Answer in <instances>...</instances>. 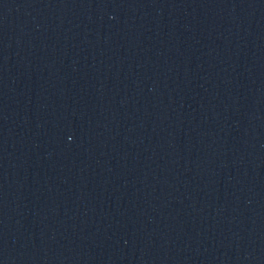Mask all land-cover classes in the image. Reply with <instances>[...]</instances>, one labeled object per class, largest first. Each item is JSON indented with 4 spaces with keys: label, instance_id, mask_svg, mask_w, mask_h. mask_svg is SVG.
<instances>
[{
    "label": "water",
    "instance_id": "water-1",
    "mask_svg": "<svg viewBox=\"0 0 264 264\" xmlns=\"http://www.w3.org/2000/svg\"><path fill=\"white\" fill-rule=\"evenodd\" d=\"M0 264H264V0H0Z\"/></svg>",
    "mask_w": 264,
    "mask_h": 264
}]
</instances>
